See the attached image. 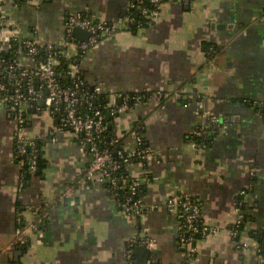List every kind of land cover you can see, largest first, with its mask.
<instances>
[{
    "label": "crops",
    "instance_id": "0c3cea01",
    "mask_svg": "<svg viewBox=\"0 0 264 264\" xmlns=\"http://www.w3.org/2000/svg\"><path fill=\"white\" fill-rule=\"evenodd\" d=\"M0 1L23 35L33 37L35 29L41 40L59 42L69 15L87 13L117 25L128 18L134 0ZM204 42L221 47L215 59H207ZM80 68L92 88L100 83L107 93H172L162 107L152 97L114 121L117 135L126 136L127 150L136 145V134H130L136 122L144 125L152 155L127 170L145 186L146 212L138 222L118 208L105 184L86 181L93 156L70 131L49 135L56 118L46 108L30 114L26 134L41 142L47 166L20 187L16 123L0 108V264H15V252L1 251L15 238L19 214L29 225L33 212L62 199L72 183H77L74 205L66 197L58 203L44 230L16 249L23 252L20 264H126L127 241L138 235L155 242L157 264H260L253 249L238 247L230 229L236 199L245 190L248 231L264 237V114L255 106H264V0H196L190 9L164 1L148 27L132 32L126 26L107 36ZM176 92L185 99L198 93L203 109L224 122L209 148L192 140L200 127V106L195 100L183 104ZM181 192L200 202L204 223L216 231L198 241L190 260L180 221L166 207ZM248 231L242 241L254 242Z\"/></svg>",
    "mask_w": 264,
    "mask_h": 264
},
{
    "label": "built area",
    "instance_id": "2783aa9c",
    "mask_svg": "<svg viewBox=\"0 0 264 264\" xmlns=\"http://www.w3.org/2000/svg\"><path fill=\"white\" fill-rule=\"evenodd\" d=\"M29 3L31 0H24ZM180 4L192 3L196 0H170ZM158 4L159 0H152ZM151 22L155 19L156 11L149 12L147 9L143 11ZM134 20L130 18L121 19L117 25H112L111 28L105 27L103 21L90 18L86 13L69 15L64 23V36L59 42L43 41L38 37V31L33 29V37L23 35L21 26L14 20L13 14L6 11L4 3L0 1V108L6 109L12 119L16 123L15 142L17 154L24 155L28 152H33L36 140L30 139L26 134L28 117L31 112L46 108L53 113L61 111L59 116V125L54 126L50 132V136H54L62 131H70L77 138L83 137L80 140L82 150L85 151L88 147L89 153L93 156L92 163L86 170V181L96 183H110L117 190V177L115 173L121 168L119 162L112 161L108 151L101 149L99 142L103 133L107 129L104 121V113L101 110H96L92 114L82 113L83 100L79 95V87L84 82L78 75L81 68L80 65H70L69 75L75 79L73 87H63L60 82V73L57 67L60 65L59 56L67 60H75L80 57L84 59L91 53L99 44L98 34L111 35L112 30H123ZM81 28L90 32L91 36L88 42H79L73 36V30ZM18 41L20 49L17 52L18 58L7 63L6 59L1 57L3 51H8L11 43ZM39 47H45L48 53L46 60L37 59ZM58 49H61L58 52ZM94 90L98 94L107 93L104 87L97 83ZM165 90H159L155 94V98L160 102L161 95ZM177 98H180L178 92L175 93ZM122 98V105H116L115 99ZM139 101V98H137ZM194 100L200 106V110H196V115L200 118V127L195 132L197 135H220L224 131V124L221 117L211 114L203 109V98L197 93ZM44 102V106H42ZM86 104L92 109L93 104L87 101ZM139 104V103H138ZM137 104V105H138ZM135 107H128L122 95L112 97L105 107L111 116L115 119L126 111H131ZM54 141V140H53ZM140 139H136V145L132 150L124 149L119 152L120 159L123 163L129 165L130 158L134 155L141 156L147 160L151 157L150 149L148 151L139 152ZM205 147V146H203ZM206 149V148H204ZM127 153V154H124ZM30 163L29 171L35 173L37 171L36 156L28 157ZM133 183L131 194L124 200L123 213L130 217H141L144 214V206L142 200L136 201L137 189L142 185V180L139 177H132ZM20 187H23L20 184ZM241 196L246 195V191L240 192ZM71 199V205H74L73 198L75 197L74 189H68L63 195ZM117 197V193H114ZM166 207L169 211L174 212L179 221L181 236L184 229H187V236L182 240L188 247L187 258L192 259L196 246H193L195 241L194 235L199 231L200 224L204 235L211 232H216L210 229L205 223L202 216V209L199 201L189 195L181 192L170 197L167 200ZM34 218L37 213L33 212ZM246 211L236 207V215L230 229L231 238L238 237V229L245 219ZM23 220L22 213L19 214L18 222L21 225ZM38 225L35 222L30 223L27 227H19L15 234L14 240L2 249V254H13L19 246L26 243L28 236L37 232ZM238 247L242 250L253 249L256 253L258 246L255 242H237ZM138 247H146L149 250V264L151 261L156 262L154 255L155 242L150 238L138 235L131 237L127 241L125 250V263L136 264V249ZM260 257V264H264L263 257Z\"/></svg>",
    "mask_w": 264,
    "mask_h": 264
},
{
    "label": "trees",
    "instance_id": "16d2710c",
    "mask_svg": "<svg viewBox=\"0 0 264 264\" xmlns=\"http://www.w3.org/2000/svg\"><path fill=\"white\" fill-rule=\"evenodd\" d=\"M24 0H13V3L15 5H20L23 3ZM166 1L169 2L170 0H159L158 4H155L152 2V0H134L132 3H130L128 7V18L133 19L134 21L132 23H129L127 27L129 30L132 32H137L138 29L140 28H145L152 23L145 15H143L144 10H148L149 12L156 11V13H159L160 6L161 4ZM188 4V3H185ZM90 18L92 16L88 14ZM105 27L111 28L112 23L109 22H104ZM119 29L112 30L111 34L116 32ZM107 36L109 35H104L102 33L98 34V41L101 43L104 41ZM20 49V44L18 41H15L11 43V47L8 51H3L1 53V57L6 59L7 63H12L14 62L18 56L17 52ZM202 49L204 53L206 54V57L209 61L212 59H215V57L218 55V53L221 50V47L218 46L216 43L213 42H204L202 45ZM61 49H58V52ZM48 56V53L46 51L45 47H39V53L37 55V59L44 61L46 60ZM60 60V65L57 67L58 72L60 73V82L63 85V87H73L74 86V81L73 77L69 75L70 71V65H80L83 61L80 57L76 58L75 60H67L64 57H58ZM84 82L80 85L79 87V95L81 99L83 100L82 104V113H89L92 114L96 110H101L104 113V121L107 125V129L105 133L101 136L99 146L101 149L108 151L111 155L112 161L114 162H119L121 165V168L115 173V176L117 177V190L113 188V186L110 183H104L106 189L108 190V193L110 196H114V193H117V197H115L118 208L123 211V204L124 200L130 196L131 194V188H132V177L129 174V171L127 170V165L123 163V159H120L119 152L124 151V143L126 141V136H119L115 132V117L111 116L108 111L105 109V107L108 105L110 99L112 97H116L118 95H122L125 104L128 107H135L138 103H143L149 101L152 97L155 96L156 92L153 91H143V92H132V93H103V94H98L95 92L94 88H92L85 80V76L82 70H80L78 74ZM93 89V90H92ZM172 97V93L169 92H163L160 98L159 106L162 107L166 100L168 98ZM139 98V101L137 100ZM202 98V96H201ZM87 101H90L93 104V108L90 109L89 106L86 104ZM180 101L183 104H190L191 102H194V94L191 96L187 97L186 99L183 97L181 94ZM257 110L260 111V113L264 114V106L263 105H255ZM43 109L40 110V112L34 110L31 113H41ZM56 122L55 126L59 125V116L62 114L61 111H57L54 113ZM224 124V122H223ZM144 125L142 123V120H139L136 122L134 129L131 131L130 134H136L135 138L140 139L139 146H138V151L139 152H146L149 150V146L147 143V140L144 137ZM218 135H197L196 133L193 135L192 140L200 147L202 148H209L212 143L214 142L215 138L218 137ZM128 137V136H127ZM83 137L81 136L79 140H82ZM81 142V141H80ZM205 146V147H203ZM16 147V145H15ZM16 149V161L21 165V184L23 187L27 186V183L30 179V177L34 174H38V172H42L46 166V160L43 159V154L41 150V142L36 141L35 142V147L33 152H28L24 155H19L17 154V147ZM86 150H88V147H86ZM89 151V150H88ZM35 155L36 156V164H37V171L33 174L29 171L30 168V163L27 161L28 157ZM127 154V153H124ZM146 160L143 159L141 156L134 155L130 158L129 165L132 163H137V162H145ZM128 165V166H129ZM86 177V176H85ZM77 186V183L75 184H70L68 187L69 188H75ZM144 188L145 186L142 184L138 189L136 193V201L142 200V197L144 195ZM67 201L65 197H62V199H58V201L54 204H48L44 205L39 212H37L36 218H34V221L38 227H37V232L44 230L45 225L52 214L53 210L55 207L58 205V203ZM200 203V202H199ZM236 207L240 208L243 211H248L247 203L245 202V198L242 196L237 197L236 199ZM18 212H20V205L18 204ZM146 210H144V213ZM138 222L140 220V217H137ZM250 217L248 214L245 215V219L241 226L238 229V237L233 238V240L240 242L242 241V235L248 231V226L247 224L250 222ZM21 227H27L28 223L27 221H22V224L20 225ZM248 237L254 241L257 246H258V251L257 254L264 259V237L262 234L254 231V230H249L247 233ZM182 236L186 237L187 236V229H184L182 232ZM206 235L203 234L202 232V227L200 224V229L199 231L194 235L195 241L193 243V246H196L198 241L203 239ZM25 246V245H24ZM23 247V246H22ZM194 257V256H193ZM150 264H157L156 262L151 261Z\"/></svg>",
    "mask_w": 264,
    "mask_h": 264
},
{
    "label": "water",
    "instance_id": "95a60500",
    "mask_svg": "<svg viewBox=\"0 0 264 264\" xmlns=\"http://www.w3.org/2000/svg\"><path fill=\"white\" fill-rule=\"evenodd\" d=\"M186 8L190 9V4H186ZM72 36L79 42H88L91 36L90 32L81 28H75ZM93 90V89H92ZM116 105H122V98L118 97L115 99ZM44 106V102L41 103ZM40 172V171H39ZM23 256L21 250H17L12 258L15 264H20V258ZM4 257V256H3ZM149 250L146 247H138L136 249V264H149Z\"/></svg>",
    "mask_w": 264,
    "mask_h": 264
}]
</instances>
